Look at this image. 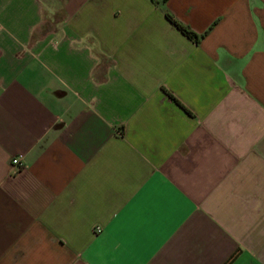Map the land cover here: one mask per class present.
<instances>
[{"label":"crops","instance_id":"1","mask_svg":"<svg viewBox=\"0 0 264 264\" xmlns=\"http://www.w3.org/2000/svg\"><path fill=\"white\" fill-rule=\"evenodd\" d=\"M0 264H264V0H0Z\"/></svg>","mask_w":264,"mask_h":264},{"label":"trees","instance_id":"2","mask_svg":"<svg viewBox=\"0 0 264 264\" xmlns=\"http://www.w3.org/2000/svg\"><path fill=\"white\" fill-rule=\"evenodd\" d=\"M166 17L168 18V20L188 39L192 40L195 43H198L200 38L202 37V35H197L196 33L192 32L191 30H189L187 27L183 26L182 24H180L177 20H175L170 14L166 13ZM46 29V26L44 25V27ZM42 28V29H43ZM100 72V70H99Z\"/></svg>","mask_w":264,"mask_h":264},{"label":"built area","instance_id":"3","mask_svg":"<svg viewBox=\"0 0 264 264\" xmlns=\"http://www.w3.org/2000/svg\"><path fill=\"white\" fill-rule=\"evenodd\" d=\"M12 164L17 167V168H21L22 167V162H20L19 158H13L12 159ZM99 231V230H98Z\"/></svg>","mask_w":264,"mask_h":264},{"label":"rangeland","instance_id":"4","mask_svg":"<svg viewBox=\"0 0 264 264\" xmlns=\"http://www.w3.org/2000/svg\"><path fill=\"white\" fill-rule=\"evenodd\" d=\"M53 17L56 18V19H54L55 22H56V20H59V14H58V13H55V14L53 15ZM57 23H58V22H57ZM57 23H54V24L56 25Z\"/></svg>","mask_w":264,"mask_h":264}]
</instances>
